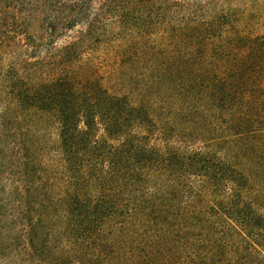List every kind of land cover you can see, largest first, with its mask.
<instances>
[{"label": "trees", "instance_id": "trees-1", "mask_svg": "<svg viewBox=\"0 0 264 264\" xmlns=\"http://www.w3.org/2000/svg\"><path fill=\"white\" fill-rule=\"evenodd\" d=\"M0 264H264V0H0Z\"/></svg>", "mask_w": 264, "mask_h": 264}]
</instances>
